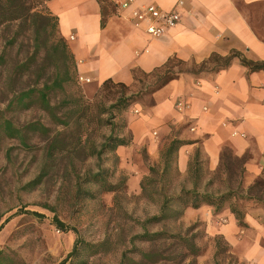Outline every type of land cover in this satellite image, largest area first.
I'll return each instance as SVG.
<instances>
[{
  "label": "rangeland",
  "instance_id": "rangeland-1",
  "mask_svg": "<svg viewBox=\"0 0 264 264\" xmlns=\"http://www.w3.org/2000/svg\"><path fill=\"white\" fill-rule=\"evenodd\" d=\"M106 8L109 15L116 11L112 4ZM45 14L49 15V11ZM19 24L0 29V56L6 61L0 66V113H4L3 117L17 127L41 122L52 129L51 134L60 131L66 133L68 139L82 134L83 140H88L87 147L100 144L113 131L126 138L131 147V128L146 115L142 113L153 106L152 96L158 90L159 75L147 76L137 72L135 82L130 86L122 87L114 82L104 88L103 84L81 83L76 78L65 85L63 92L53 96V104L62 103L59 115L83 106L92 116L103 114L105 120L114 117L111 124L102 127L94 123L80 129L73 125V119L68 128L54 125L39 105L8 110L16 96L35 84L37 77L33 71L42 70L43 76L50 72L45 67V49L40 50L33 71L18 70L37 52L32 24ZM47 29L48 33L40 37L42 42L46 37L52 40L59 36L58 33L52 35V28ZM15 34V42L10 45L9 40ZM171 68L176 73L198 69L193 64L183 65L177 61L171 64ZM137 110L141 113L137 114ZM27 136L26 146L18 139L4 136L0 139V251L13 257L16 264H61L73 250L77 238L93 247L84 248L82 245L80 256L67 264H121L124 255L138 261L141 252L148 251L162 254L157 264H238L228 243L208 235L200 221L187 225L180 217L148 224L147 231L164 232L166 237L151 242L136 239L144 232L141 224L159 214L164 196L178 194L176 158L172 169L164 175L162 166L150 162L146 145L128 153L126 160L117 154L104 155L102 162L84 155H74L73 159L69 156L49 159L47 139L40 133ZM229 162L233 173L217 174V190L225 191L229 186H236L239 174L233 156ZM46 167H49L48 173L33 184ZM153 167L157 172L150 171ZM99 168L105 170L108 182L116 186L115 192H106L98 185L82 182L83 188L93 197L77 199L79 179L83 180L87 173H97ZM137 177L142 180L136 192ZM262 192L264 182L258 184L254 193ZM36 213L41 217H35L33 214ZM57 219L65 225L66 231L56 226ZM179 236L190 240L197 250L196 255H190L193 251L177 239ZM227 246L229 252L224 251Z\"/></svg>",
  "mask_w": 264,
  "mask_h": 264
},
{
  "label": "crops",
  "instance_id": "crops-1",
  "mask_svg": "<svg viewBox=\"0 0 264 264\" xmlns=\"http://www.w3.org/2000/svg\"><path fill=\"white\" fill-rule=\"evenodd\" d=\"M119 1L109 0L116 11L105 27L97 0L47 3L75 58L78 77L91 84L112 80L130 86L134 72L149 74L173 58L200 65L213 54L240 55L219 72L184 73L157 90L153 106L131 128V147H119L116 154L126 160L128 153L146 145L150 162L162 166V172L163 154L172 141H180L175 164L178 194L215 193L222 153L230 149L244 160L245 199L234 203L244 213L243 225L230 204L221 211L208 204L189 207L182 220L187 225L202 222L208 235L228 243L238 264H264V192L254 193L264 182V70L251 71L241 62L243 58L264 62V0H184L182 8L177 6L180 0H139L164 11H179L180 24L160 39H150L121 16ZM180 101L190 109L178 112ZM141 180L135 178L136 192Z\"/></svg>",
  "mask_w": 264,
  "mask_h": 264
},
{
  "label": "trees",
  "instance_id": "trees-1",
  "mask_svg": "<svg viewBox=\"0 0 264 264\" xmlns=\"http://www.w3.org/2000/svg\"><path fill=\"white\" fill-rule=\"evenodd\" d=\"M49 1L50 0H0V29L3 26L10 27L12 25H16L17 23L22 25L24 23L30 22L36 35L37 52L31 58H29L26 63H23L21 66H19L18 70H26L30 72L33 71L31 70L32 66L36 64L35 61L41 49H45V67L50 69V72L47 76L42 75V70H40V72L33 71L32 74L36 75L37 77L35 84L31 88L22 91L18 96H16L11 101L7 109L10 110L13 107L29 109L35 105H39L40 109L49 115L51 122L54 125L62 126L63 128L70 127L72 119L73 125L78 126L80 129L91 126L94 123H96L98 127L111 124V121L114 118L113 116H109V118L106 120L102 118L103 114L92 116L87 114V108H83V106H79L76 110L71 112L69 111L68 114L59 115V110L62 107V103H52L53 96H56L58 92H63L65 85L74 82L75 79L78 78V70L75 58L70 50L69 45L59 34L57 18L51 16L50 13L49 15L45 14L49 11L47 8V3ZM97 1L101 4V25L102 27H105L110 16L107 13L106 7L111 3L109 0ZM47 28H52L53 36L55 33H58L59 36H56V38L53 37L52 40L46 37L42 42L40 37L42 34L48 33ZM15 37L16 34L11 40H9L10 45L15 42ZM239 57L240 55L237 52H233L231 55L226 57L213 54L208 60L201 63L200 65L192 63L196 68H198L197 70H188L177 73L171 68V64L174 61H177L183 65L188 64L178 60L177 58H173L170 59L163 67L156 69L149 74H145L147 76L159 75V80L157 83V88L159 90L169 84L171 81L178 79L184 73L198 75L207 71L219 72L220 70L228 68L233 60ZM4 62L6 63L4 56H0V66L4 65ZM241 62L243 65L249 67L251 71L264 70V62L249 61L245 58L241 59ZM137 72H134L135 79ZM112 83H114L112 80L105 81L103 83V88L106 87V85ZM118 84H120L122 87H125L124 84ZM74 101L77 102V100ZM2 114L4 113H0V139L1 136L10 139H18L21 144L26 146L27 140L29 138L27 134L40 133L47 139L46 151L47 158L49 159L55 158L57 156H69L71 159H73L74 155L77 157L84 155L91 158L95 157L99 162H102L104 155H116V151L119 147H125L129 145V142L126 138L117 136L112 131L108 136L103 138V141L100 144L97 145L94 143L87 147L88 140L84 141L82 134L77 138L72 136L68 139V135L60 131L56 132L55 134H51L53 132L52 129L46 127L41 122H33L24 127H17L11 120L5 119ZM180 144V141H172L166 152L163 154V175L172 169L173 162L176 158V152L179 149ZM231 156L234 158V162L237 166L239 174L235 187L229 186L225 191L218 189L215 193L213 191L211 193H200L197 190H182L181 193L175 196L165 195L159 214L147 219L141 224L144 232L143 234L136 236V239L151 242L165 238L166 233H150L147 231L146 226L152 223H162L167 220H176L180 217H183V214L187 208H198L201 206V204H208L214 207L216 211H221L223 208L228 206V204H230L232 213L235 214L239 223L243 225L244 213L239 210L237 204L234 203L238 202L240 199H245L241 194L243 188L244 160L235 157L231 150L227 148L222 153V163L217 174L225 172L229 174L233 173L231 163L229 162ZM48 168L49 167H46L43 170L42 174H40L33 184L41 181L42 177L48 173ZM150 171L157 172L155 167L151 168ZM105 173V170L99 168L97 173H87L83 180L79 179L77 183V199L81 200L85 197H93V194L90 191H87L83 188L82 182L98 185L106 192H115L116 186H113L108 182ZM212 184L213 183H211L210 186H212ZM33 215L37 218L41 217V215L38 213ZM55 224L60 230L66 231L65 225L58 219ZM177 239H179L181 243H186L188 249L193 251L190 253V255H196L197 250L190 240L180 236L177 237ZM217 239L220 240L218 237ZM82 245L84 248L93 247L90 244L82 243L77 238L73 250L61 264H67L72 258L80 256V250L83 248ZM224 251L229 252L228 246L224 249ZM161 255L162 254L157 251L141 252V258L138 261L128 259L127 256L124 255L123 262L121 264H126L127 262L133 264H157L158 261L163 257ZM0 264H16V261L13 257H10L3 251H0Z\"/></svg>",
  "mask_w": 264,
  "mask_h": 264
},
{
  "label": "built area",
  "instance_id": "built-area-1",
  "mask_svg": "<svg viewBox=\"0 0 264 264\" xmlns=\"http://www.w3.org/2000/svg\"><path fill=\"white\" fill-rule=\"evenodd\" d=\"M116 6L121 16L130 21L134 27L143 30L150 39L164 37L169 30L176 28L181 22L178 10L164 11L154 4H141L139 0H120ZM177 6L182 8L184 0H180ZM78 79L81 83L91 82L82 76H79ZM176 109L183 113L190 109V105L180 101L177 103ZM136 113L140 114V110H137ZM191 130L195 131L196 129L193 127Z\"/></svg>",
  "mask_w": 264,
  "mask_h": 264
}]
</instances>
